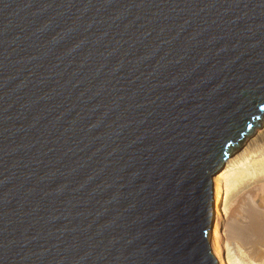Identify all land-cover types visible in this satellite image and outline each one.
<instances>
[{
  "label": "water",
  "instance_id": "1",
  "mask_svg": "<svg viewBox=\"0 0 264 264\" xmlns=\"http://www.w3.org/2000/svg\"><path fill=\"white\" fill-rule=\"evenodd\" d=\"M263 114L264 0H0V264H219Z\"/></svg>",
  "mask_w": 264,
  "mask_h": 264
},
{
  "label": "rangeland",
  "instance_id": "2",
  "mask_svg": "<svg viewBox=\"0 0 264 264\" xmlns=\"http://www.w3.org/2000/svg\"><path fill=\"white\" fill-rule=\"evenodd\" d=\"M258 128H262V123ZM251 138L246 143L239 142L230 154L232 162L224 163L217 172L226 173L220 208L224 212L221 227L224 255L229 264H264V236L251 232L252 214H258L261 222L264 216V139L257 138L252 142ZM246 147L250 150L245 151ZM231 165L234 168L230 170Z\"/></svg>",
  "mask_w": 264,
  "mask_h": 264
},
{
  "label": "bare ground",
  "instance_id": "3",
  "mask_svg": "<svg viewBox=\"0 0 264 264\" xmlns=\"http://www.w3.org/2000/svg\"><path fill=\"white\" fill-rule=\"evenodd\" d=\"M262 117V118H261ZM257 123L260 122V124L262 123V128H258L259 126H256V128L254 129V134L252 136H254L253 138L250 137H244V139L242 141H244L246 143V141H249L251 138L253 141L255 142V140H257V138L259 139H264V114L261 116ZM252 142H249V144H251ZM248 144V145H249ZM236 147V146H235ZM246 150H250L249 147H246ZM249 152V151H247ZM233 158L232 156L229 155L228 158H226L225 160V164L229 165L230 162H232ZM234 165V164H233ZM233 165H231L230 170L233 169ZM226 177V173H220L214 177V183H215V200H214V213L216 215L215 217V223H214V227H213V233H212V247H213V252L215 253V255L217 256V258L219 259V264H229V259L228 257H226L224 255V244L222 242V235H221V227L224 223V219H223V211L220 208V201L222 198V181L224 180V178ZM227 188V187H226ZM221 194V195H220ZM225 197V196H224ZM225 199V198H224ZM252 212V211H250ZM258 214H252V216L254 217V221L252 222L251 226H252V231L254 234L260 235V236H264V216H262V222L257 218Z\"/></svg>",
  "mask_w": 264,
  "mask_h": 264
}]
</instances>
